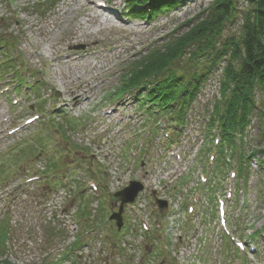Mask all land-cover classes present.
<instances>
[{"label": "rangeland", "instance_id": "rangeland-1", "mask_svg": "<svg viewBox=\"0 0 264 264\" xmlns=\"http://www.w3.org/2000/svg\"><path fill=\"white\" fill-rule=\"evenodd\" d=\"M213 1L185 0L182 8L158 15L147 22L130 20L120 14L116 16L108 12L105 13V11L96 12L95 7L90 8L86 5L85 0H0V62H2L0 63V122L3 121L4 116L7 119L8 115L14 114L17 109L11 104L12 97L18 98L20 108L24 107L26 111L23 116L14 119L11 123L7 120L6 124H0V137H3L4 140L0 143V159L3 154L5 155V158L0 160V264H99L101 262L100 259L96 263L99 256L97 252L79 259L64 258L61 255L60 251L63 248L75 244L77 240H75L76 236L70 233L74 229L71 220L62 211L64 199L58 198L56 202L51 200V188H59L61 185L59 175L63 174L69 166L58 162L61 150L57 147L51 148V146L60 137L66 141L71 139L75 144L72 143L69 149L64 150L65 156L68 155L72 160L74 155L69 153L73 150L90 156V151L82 148L88 147L87 134L83 135L79 133L78 129H71L70 126L65 129L64 123L59 124L53 121L38 131L35 138L33 137L38 142L36 150H44L47 154L43 156V161L49 158L48 163L44 162V164L54 163L52 170L55 175L49 173L47 180L51 188L48 185H43L44 180L22 185V182L31 176V172L34 170L31 163L38 162L39 158L37 157L30 161L31 163L24 161L20 170L8 177L7 173H10L14 163L22 158L28 150L29 153L24 157V160L28 155L35 154L32 144L24 142V139L33 136L34 132L40 129L44 123L41 121L22 130L20 135L15 134L12 137L8 135V130L11 127L22 124L23 120L31 115L32 109L29 108V104H34L35 97L45 94L49 89L48 86H52L55 93L53 99L57 104L60 102L67 104V101L73 103L75 97L80 95L77 111L83 118H89L91 110L97 108V102L99 98H102V94L113 91L121 84L118 77L122 75L123 70L131 61L136 60L139 52L142 50L144 53L147 52L145 48L148 44L156 43V47L165 45V40L174 31L176 35L185 32L187 28L183 27L184 22L194 19L200 12L208 10ZM109 2L111 7H118L120 10L124 6V0H109ZM247 6V0H237L235 17L223 26V42L239 33L242 14ZM3 42L8 43V47L5 46V49L10 50L9 55L4 54V46L1 47ZM6 56L12 57V60L7 61L4 59ZM66 57L73 59L83 57V59L73 61L69 65L65 60ZM5 62L15 66L19 71H14V68H10ZM226 62L221 63L217 71L213 73L214 79L220 78V73L223 72ZM21 67L22 69H20ZM110 68L114 69V73L117 69L116 75L111 76V70L109 78L104 81L101 78L108 72L102 74L101 71ZM173 69L183 73L186 70L194 73L196 70L194 64L187 57L174 64ZM17 72L27 80L26 83L31 81L33 84L38 80L37 83H40L42 87L41 92L30 94L26 84L19 86L16 83L19 79ZM79 85L82 87L79 88ZM6 86H9L10 89L20 87L21 90L18 93L13 90V94L12 91L1 93ZM72 86L75 90L77 87L79 88L78 93L67 91V87ZM204 88L207 100L213 96V93L217 95L218 82L208 83ZM123 94L120 92L119 97H122ZM148 99L151 100L150 96ZM256 101L258 110L253 114L242 144L245 155L254 151L255 158L262 160L264 158V100L260 93H257ZM159 102L158 99L150 101L156 105ZM103 103H106L105 100ZM68 105L64 108L69 109ZM196 105L189 123L200 122L201 119L196 115V110L202 112L212 107L211 103ZM53 115L51 114V116ZM64 119L61 118L62 121ZM65 122L76 125V121L71 119ZM91 122L92 118L88 123ZM55 130L60 131L53 133ZM22 143L23 146L18 145ZM15 146L16 148L11 151ZM6 150L8 151L6 152ZM238 151H242L239 146L230 151L232 156L228 152L231 162L236 159ZM245 161L247 162L245 166L247 177L238 190V200L229 206L231 225L240 238L246 235L247 228L255 226L257 229L264 223V166H258L256 170L249 158ZM79 162L81 160L77 157L76 163ZM16 168L18 167L16 166ZM109 168L110 171L119 169V172H111L109 178L110 186L118 188L128 174L123 172V169L121 170L122 164L115 159L110 162ZM97 169L99 171V168ZM166 177L167 173L161 172L153 177H148L147 180L159 190L158 195L168 200L167 210L171 215L170 222L172 223L180 213V203L176 196L169 193L168 187L164 183ZM189 187L190 185L184 184V187L181 185L183 192L187 191ZM217 192L223 195L219 184ZM74 206L73 201L69 202V210H72ZM91 206L96 209L95 203ZM216 210L214 205V214H216ZM84 211V209L80 210L76 215L77 219L89 217L86 211L84 214ZM101 226H105L109 231L113 227L112 223L98 222L93 225L98 228ZM111 232L115 236L117 235L114 230ZM220 243V240L214 243L212 252L216 253L214 249H219ZM138 244L139 241H136V256L139 253ZM198 248L197 242L189 238L188 247L185 250L186 255L196 254Z\"/></svg>", "mask_w": 264, "mask_h": 264}, {"label": "trees", "instance_id": "trees-1", "mask_svg": "<svg viewBox=\"0 0 264 264\" xmlns=\"http://www.w3.org/2000/svg\"><path fill=\"white\" fill-rule=\"evenodd\" d=\"M247 1L236 36L222 41L223 26L235 17L237 0H214L208 10L184 22L185 32H174L165 45L153 46L141 54L126 74L124 89L157 79L151 94L166 107H185L208 73L227 61L222 128L224 139L232 144L234 135L245 132L258 110L257 93L264 100V0ZM183 3L185 0H128L130 13L143 19L173 11ZM184 57L194 64L195 74L173 69Z\"/></svg>", "mask_w": 264, "mask_h": 264}, {"label": "water", "instance_id": "water-1", "mask_svg": "<svg viewBox=\"0 0 264 264\" xmlns=\"http://www.w3.org/2000/svg\"><path fill=\"white\" fill-rule=\"evenodd\" d=\"M142 187L140 186V184L138 183H135L132 188L130 190H127L125 192V198H124V201H130V200H133L134 196L136 195V193L141 190ZM119 217V215H118Z\"/></svg>", "mask_w": 264, "mask_h": 264}, {"label": "bare ground", "instance_id": "bare-ground-1", "mask_svg": "<svg viewBox=\"0 0 264 264\" xmlns=\"http://www.w3.org/2000/svg\"><path fill=\"white\" fill-rule=\"evenodd\" d=\"M86 1V5H88L90 8H92V4H91V1L92 0H85ZM103 1H101V3H102ZM92 11H94L95 12V10H92ZM111 14H115V10L113 11V13H111ZM116 16H118L117 14H115ZM67 59H71V57H66L65 58V60H67ZM79 59H83V57H79ZM109 71H111V70H109ZM109 71H107V72H109ZM67 89L69 90V91H72V89H73V86L72 87H67ZM67 90V91H68ZM145 90H146V94H148L149 93V91L147 90V88L145 87Z\"/></svg>", "mask_w": 264, "mask_h": 264}]
</instances>
